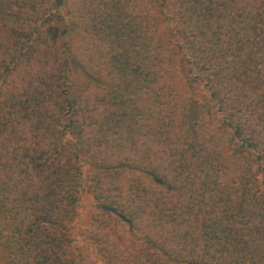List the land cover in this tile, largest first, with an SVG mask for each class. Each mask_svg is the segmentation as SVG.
Listing matches in <instances>:
<instances>
[{"label":"trees","instance_id":"16d2710c","mask_svg":"<svg viewBox=\"0 0 264 264\" xmlns=\"http://www.w3.org/2000/svg\"><path fill=\"white\" fill-rule=\"evenodd\" d=\"M0 264H264V0H0Z\"/></svg>","mask_w":264,"mask_h":264},{"label":"rangeland","instance_id":"374dc122","mask_svg":"<svg viewBox=\"0 0 264 264\" xmlns=\"http://www.w3.org/2000/svg\"><path fill=\"white\" fill-rule=\"evenodd\" d=\"M90 207H91V200L90 198H87V206L86 207H82L80 208L79 212L81 213L82 217L85 219V223L88 221L89 219V211H90ZM83 222V223H84Z\"/></svg>","mask_w":264,"mask_h":264}]
</instances>
